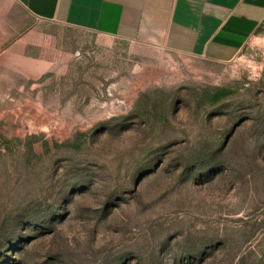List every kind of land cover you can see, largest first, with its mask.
Instances as JSON below:
<instances>
[{
	"label": "rangeland",
	"instance_id": "obj_1",
	"mask_svg": "<svg viewBox=\"0 0 264 264\" xmlns=\"http://www.w3.org/2000/svg\"><path fill=\"white\" fill-rule=\"evenodd\" d=\"M8 36L0 264H264V29L218 63L0 0Z\"/></svg>",
	"mask_w": 264,
	"mask_h": 264
},
{
	"label": "crops",
	"instance_id": "obj_2",
	"mask_svg": "<svg viewBox=\"0 0 264 264\" xmlns=\"http://www.w3.org/2000/svg\"><path fill=\"white\" fill-rule=\"evenodd\" d=\"M10 2L36 20L89 30L107 38L163 46L218 63L234 60L250 41L258 38L264 21V0ZM10 37L0 44H11Z\"/></svg>",
	"mask_w": 264,
	"mask_h": 264
},
{
	"label": "trees",
	"instance_id": "obj_3",
	"mask_svg": "<svg viewBox=\"0 0 264 264\" xmlns=\"http://www.w3.org/2000/svg\"><path fill=\"white\" fill-rule=\"evenodd\" d=\"M264 29V21L262 23V26L260 27L259 31L262 32ZM227 95V92L225 90H220L219 92L216 93L215 95V100H220L224 98Z\"/></svg>",
	"mask_w": 264,
	"mask_h": 264
}]
</instances>
